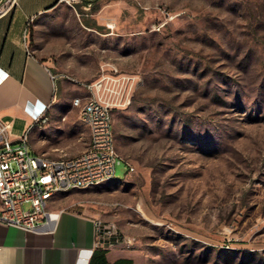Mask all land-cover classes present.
<instances>
[{"label": "rangeland", "instance_id": "1", "mask_svg": "<svg viewBox=\"0 0 264 264\" xmlns=\"http://www.w3.org/2000/svg\"><path fill=\"white\" fill-rule=\"evenodd\" d=\"M72 4L41 18L37 47L102 83L122 161L116 181L54 200L115 223L138 264H264V0ZM74 97L70 156L90 136Z\"/></svg>", "mask_w": 264, "mask_h": 264}, {"label": "crops", "instance_id": "2", "mask_svg": "<svg viewBox=\"0 0 264 264\" xmlns=\"http://www.w3.org/2000/svg\"><path fill=\"white\" fill-rule=\"evenodd\" d=\"M74 1H80L84 8H92L102 0H92V5L84 4L89 0H16L13 6L8 0H0V124H9L7 137L12 141L25 133L31 137L38 126L42 133L31 138L46 135L54 142L40 146L29 143L30 149L35 155L49 158L66 154L70 147L60 142L71 130L72 123L67 118L66 127H61L59 118L64 110L60 109V102L70 90L75 94L73 102L78 98L85 100L88 95L76 79L64 77L66 71L54 61L53 53L48 51L46 57L40 54L37 47L43 40L39 34L40 20L61 11L64 4L77 12ZM55 37L52 33L53 44ZM70 70L81 80L94 76L78 69ZM44 113L49 121L36 122ZM71 113L76 114L74 108L67 111L68 116ZM79 151L82 152L81 147ZM63 207L54 199L49 206L52 212L63 211L52 233H29L0 223V264H138L137 256L126 246L96 249L94 221L98 218L85 210ZM97 250L101 256L93 260Z\"/></svg>", "mask_w": 264, "mask_h": 264}, {"label": "built area", "instance_id": "3", "mask_svg": "<svg viewBox=\"0 0 264 264\" xmlns=\"http://www.w3.org/2000/svg\"><path fill=\"white\" fill-rule=\"evenodd\" d=\"M8 3L13 6L16 0ZM51 78L56 80L55 76ZM85 88L89 96L85 100L75 99L73 105L80 108L90 138L86 149L76 156L35 155L30 149L28 133L12 141L7 137L9 124H0L1 224L29 233H52L63 212L49 209L56 195L116 181V169L122 159L117 152L112 109L99 96L102 83ZM48 121L45 113L36 119L41 124ZM94 226L96 249L112 250L129 245L115 223L96 219Z\"/></svg>", "mask_w": 264, "mask_h": 264}, {"label": "trees", "instance_id": "4", "mask_svg": "<svg viewBox=\"0 0 264 264\" xmlns=\"http://www.w3.org/2000/svg\"><path fill=\"white\" fill-rule=\"evenodd\" d=\"M91 3H92V0H91V1L84 2V4H90V5H92ZM100 256H101V252L97 250V251L94 253L93 260H94L95 257H100ZM91 264H92V263H91Z\"/></svg>", "mask_w": 264, "mask_h": 264}]
</instances>
